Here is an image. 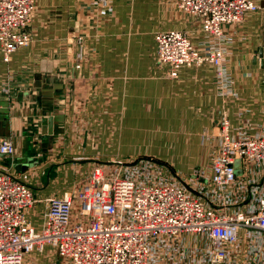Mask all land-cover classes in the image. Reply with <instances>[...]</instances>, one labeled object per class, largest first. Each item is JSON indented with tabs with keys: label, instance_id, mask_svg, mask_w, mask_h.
Segmentation results:
<instances>
[{
	"label": "crops",
	"instance_id": "0c3cea01",
	"mask_svg": "<svg viewBox=\"0 0 264 264\" xmlns=\"http://www.w3.org/2000/svg\"><path fill=\"white\" fill-rule=\"evenodd\" d=\"M176 1L36 0L31 44L9 63L0 50V142L15 146L14 155H0V171L33 189L27 217L37 230L48 199L76 193L95 167L144 157L189 175L210 168L223 114L233 132L264 131L263 10L225 27L223 68L232 82L220 89L211 64L172 78L157 62L159 32H183L201 51L212 45ZM25 264L64 262L46 246Z\"/></svg>",
	"mask_w": 264,
	"mask_h": 264
},
{
	"label": "built area",
	"instance_id": "2783aa9c",
	"mask_svg": "<svg viewBox=\"0 0 264 264\" xmlns=\"http://www.w3.org/2000/svg\"><path fill=\"white\" fill-rule=\"evenodd\" d=\"M175 6L201 22L212 45L201 51L183 32H159L157 62L172 78L183 67L211 64L220 89L229 88L225 27L238 26L260 4L177 0ZM35 13L36 0H0L5 63L32 42L27 29ZM218 139L210 168L189 175L143 158L95 167L76 193L48 199L41 230L27 217L37 203L33 189L0 171V264H25L46 246L64 264H264V131L233 132L223 114ZM14 153V143L1 140L0 155ZM188 237L205 243L188 244Z\"/></svg>",
	"mask_w": 264,
	"mask_h": 264
},
{
	"label": "rangeland",
	"instance_id": "374dc122",
	"mask_svg": "<svg viewBox=\"0 0 264 264\" xmlns=\"http://www.w3.org/2000/svg\"><path fill=\"white\" fill-rule=\"evenodd\" d=\"M176 7V6H175ZM176 10L178 11V9L176 8ZM33 21V20H32ZM31 44V43H30ZM143 159H146V160H152L153 162L155 161V162H158V163H161V162H159V161H156L155 159H153V158H144L143 157ZM118 162V161H117ZM114 163H116V162H114ZM163 165H165L164 163H162ZM25 166V165H24ZM114 165H112V166H110V165H107V167L106 168H110V169H114V167H113ZM17 168L18 169H20L21 167H20V164L18 163V165H17ZM171 168V167H170ZM171 170L173 171V172H175L172 168H171ZM194 171V170H193ZM192 171V172H193ZM191 172V173H192ZM196 238V237H195ZM191 238V237H188L187 238V241H188V244L190 243V242H193V243H198L197 245H199L200 244V242H202V243H205V241L204 240H201V239H198V238Z\"/></svg>",
	"mask_w": 264,
	"mask_h": 264
},
{
	"label": "water",
	"instance_id": "95a60500",
	"mask_svg": "<svg viewBox=\"0 0 264 264\" xmlns=\"http://www.w3.org/2000/svg\"><path fill=\"white\" fill-rule=\"evenodd\" d=\"M261 9L263 10V13H264V1L261 2ZM72 50V48H70ZM258 57L261 59V68L264 70V34H263V37H262V43H261V46L258 50V53H257Z\"/></svg>",
	"mask_w": 264,
	"mask_h": 264
}]
</instances>
